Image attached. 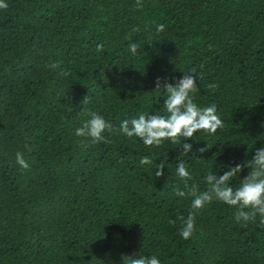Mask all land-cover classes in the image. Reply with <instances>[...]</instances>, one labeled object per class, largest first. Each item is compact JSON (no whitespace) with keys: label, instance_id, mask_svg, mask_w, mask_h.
I'll return each mask as SVG.
<instances>
[{"label":"trees","instance_id":"trees-1","mask_svg":"<svg viewBox=\"0 0 264 264\" xmlns=\"http://www.w3.org/2000/svg\"><path fill=\"white\" fill-rule=\"evenodd\" d=\"M4 2L0 264H121L137 254L161 264H264V223H238L234 208L213 201L184 240L178 218L193 211V197L175 195L208 191L209 172L237 164L238 187L264 147V0ZM192 70L194 101L216 105L223 130L196 133L187 157L180 145L149 148L119 133L122 120L166 115L157 78ZM91 112L113 125L104 142L75 135ZM145 156L153 166L140 163ZM179 160L191 172L187 188Z\"/></svg>","mask_w":264,"mask_h":264},{"label":"clouds","instance_id":"clouds-1","mask_svg":"<svg viewBox=\"0 0 264 264\" xmlns=\"http://www.w3.org/2000/svg\"><path fill=\"white\" fill-rule=\"evenodd\" d=\"M7 4L4 0H0V9L6 8ZM164 25H158L157 30L162 31ZM103 45H99V51ZM138 45L131 43L129 45L130 52L135 55ZM194 70L184 73L181 79L174 82L162 81L157 78L156 90L166 94L164 100V108L166 115L139 114L138 117L131 120L125 119L120 122L118 131L123 136L135 140L139 138L145 147H160L166 141L173 145H180L182 149L181 155L189 156L194 152L193 145L187 141H196V133L201 135L214 136L218 130H223L224 122L217 113L216 105L200 107L195 101L194 96L197 92V77ZM163 89V91H161ZM113 125L105 120L103 116L96 112L89 113V119L85 120L81 127L75 130L77 137L90 139L93 144L104 142L106 140L105 133L111 132ZM205 148H200L199 152L203 153ZM17 163L21 169H28L24 156L17 157ZM140 163L146 166H153L150 157L145 156ZM248 175L241 180L238 187L231 186V178L239 175L242 166L237 164L234 167L222 166L223 174L209 172L206 176V182L209 190L205 192H197L195 188L190 189L187 193L177 189L175 195L185 197L191 195L193 197L191 209L187 217H179L181 227L179 233L182 239L189 240L196 232V213L202 210L206 205L213 201L235 209V220L238 223L248 224L256 221L264 223V147L255 151L254 156L248 161ZM156 174L162 175L163 168L160 165ZM176 175L185 181L191 179V172L184 160H179L176 167ZM96 259L93 257L92 264ZM121 264H161L160 259L156 255L137 254L124 255Z\"/></svg>","mask_w":264,"mask_h":264}]
</instances>
